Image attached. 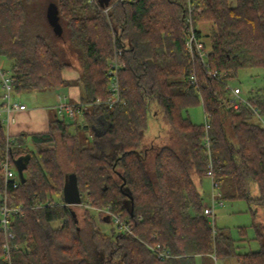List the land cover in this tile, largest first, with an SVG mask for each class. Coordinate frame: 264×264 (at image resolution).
I'll list each match as a JSON object with an SVG mask.
<instances>
[{
	"label": "trees",
	"instance_id": "trees-1",
	"mask_svg": "<svg viewBox=\"0 0 264 264\" xmlns=\"http://www.w3.org/2000/svg\"><path fill=\"white\" fill-rule=\"evenodd\" d=\"M50 3L62 36L48 22ZM204 23L212 27L206 64L186 46L191 27L202 41ZM119 52L120 102L108 108L96 101L109 95ZM0 58L12 62L15 95L66 86L62 72L71 69L81 88L73 121L55 120L48 133L10 141L0 119V206L5 194L14 235L6 240L0 221V264H93L96 254L104 264H264V88L238 110L228 89L241 70H264V0H113L104 9L98 0H0ZM209 70L228 75L217 81ZM200 104L209 130L186 114ZM151 116L166 133L147 144ZM7 154L16 173L15 161L28 160L25 182L17 173L16 183L5 184ZM210 163L223 198L257 210L260 250L238 253L231 233H214L203 215L198 185ZM68 174L78 180L85 228L64 200ZM108 209L131 233L99 228L91 210L113 223L103 215ZM158 244L172 257L159 259Z\"/></svg>",
	"mask_w": 264,
	"mask_h": 264
},
{
	"label": "rangeland",
	"instance_id": "rangeland-1",
	"mask_svg": "<svg viewBox=\"0 0 264 264\" xmlns=\"http://www.w3.org/2000/svg\"><path fill=\"white\" fill-rule=\"evenodd\" d=\"M211 25L204 23L199 25V29L202 31L203 39L202 42L207 47L209 51L211 48V41L209 33L211 30ZM0 70L5 72L6 76L11 75L12 62L5 58H0ZM2 78L0 75V92L4 94ZM229 85L232 88L239 87L242 90V96L247 98L251 96L254 92L259 89L264 88V70L263 69H253V70H241L236 79L230 80ZM13 99L25 100V102L30 103L31 106L38 103L36 100V95L32 92L22 93L18 95H13ZM186 114L191 118L195 124H204L206 120V114L204 112L203 105H197L188 109ZM164 123H160L155 120L152 116L149 119V128L146 132V137L144 142L147 144L158 143L159 139L164 133H166V127ZM72 134H76L75 127L72 128ZM89 136V134H87ZM89 138V137H88ZM60 160L65 171H70L71 168L65 158L64 151L60 152ZM198 188L203 196V204L211 205V197L214 194L213 185L209 177H205L203 182L198 185ZM1 202V195H0ZM78 217L79 225L85 228L84 211L79 206H74ZM256 209H252L249 203L244 199L236 200H225L224 205L218 207L215 211V216L210 218L211 225L217 229H226L231 233V236L235 242L236 250L238 253H247L251 251H258L261 248L260 242L257 239L256 228L254 227V212ZM257 211V210H256ZM255 211V212H256ZM92 216L97 221L99 228L107 235L114 236L119 232L114 223H102L100 222L99 214L95 210H91ZM103 215H107L103 213ZM2 213L0 209V219ZM242 230H245L246 235L243 237ZM93 264H104L105 256L102 254H96L93 257ZM110 264H123L122 260H114ZM216 264H238L235 259H230L223 261L221 259L216 260Z\"/></svg>",
	"mask_w": 264,
	"mask_h": 264
},
{
	"label": "built area",
	"instance_id": "built-area-1",
	"mask_svg": "<svg viewBox=\"0 0 264 264\" xmlns=\"http://www.w3.org/2000/svg\"><path fill=\"white\" fill-rule=\"evenodd\" d=\"M94 1V0H92ZM186 46L188 49V52L192 57L195 55L203 61L204 64H206V59L208 56V50L205 48L204 43L196 37V33L193 27L190 28V32L188 34L187 40H186ZM121 55L119 54L111 61L110 64V74L112 75L111 78V84L109 87V95L108 97L104 99H97L96 104L99 105H105L108 108H113L116 104L120 102V85H119V77H118V72L120 70L121 64L119 62L118 57ZM207 66V65H206ZM0 74L2 77V86L4 90V95H3V107L0 108V113H6L7 114V121L9 123L14 122V118L12 117V114L16 111H23L26 109L25 105H21L15 101H13V90H12V83L13 79L12 76H6L5 72L0 70ZM209 75L217 80V81H223L227 75V71H215V70H209ZM193 82L196 81L195 77H192ZM228 89L231 91L230 95V103L232 107L235 110H238L242 105H250L249 101L247 98L242 96V90L239 87L232 88L230 85L228 86ZM80 108V104L78 105H67L64 103H61L60 105L57 106V111L59 114L63 116H67L70 119H74L76 116V111ZM255 111V110H254ZM260 124L264 127V118L261 116H258ZM205 129L209 130L210 128V122L209 118L206 116L205 120ZM205 143V148L210 150V139L209 137H206L204 140ZM2 170L4 174V181L5 184L7 185L9 182L16 183L17 181V173L15 169L13 168L11 164V158L9 154H7L2 162ZM206 177H209L211 179L212 185H213V190L214 194L211 197V205H206L203 207V215L208 218H213L215 216V211L218 207H221L224 205V198H223V193L221 191L220 184L215 180V175L212 167V163H210L209 169L207 171ZM1 209V230L3 231L6 240H9L11 238H14V235L10 229V213L12 212L11 209L7 205V199L6 195L2 197V204L0 206ZM112 220L113 223L116 225L117 229L121 232H129L130 227L127 223L122 221L119 216L112 214L109 209L104 211ZM209 223L211 225V222L209 220ZM213 232H216V229L211 225ZM6 252H9V245L6 244L5 246ZM152 250L154 253L157 255V257L161 260L167 259L172 257V254L170 253L169 250L163 249L161 245H157L155 247H152Z\"/></svg>",
	"mask_w": 264,
	"mask_h": 264
},
{
	"label": "crops",
	"instance_id": "crops-1",
	"mask_svg": "<svg viewBox=\"0 0 264 264\" xmlns=\"http://www.w3.org/2000/svg\"><path fill=\"white\" fill-rule=\"evenodd\" d=\"M62 76L67 83L66 86L53 90L31 91L36 95V100L38 101L34 106H31L25 100L17 101L13 99V101L26 106L25 110L16 111L12 114L14 122L9 123L7 121V114L0 113V119L10 141L21 134L35 135L48 133L51 123L55 120H64L67 123L73 121V119L59 114L57 106L61 103L73 106L81 103V88L77 83L80 74L78 70L71 69L64 70ZM3 95V92H0V104L4 102ZM77 119L82 121L83 115L80 113ZM108 221L109 219L107 218Z\"/></svg>",
	"mask_w": 264,
	"mask_h": 264
},
{
	"label": "water",
	"instance_id": "water-1",
	"mask_svg": "<svg viewBox=\"0 0 264 264\" xmlns=\"http://www.w3.org/2000/svg\"><path fill=\"white\" fill-rule=\"evenodd\" d=\"M113 0H98L101 8L110 6ZM47 19L50 26L53 28L57 36H62L63 28L60 24L59 10L56 4L50 3L47 8ZM28 160L18 159L15 161L17 173L22 182H25L24 170ZM64 200L69 206H76L81 204V193L78 186L77 177L74 174L67 175L66 184L64 187Z\"/></svg>",
	"mask_w": 264,
	"mask_h": 264
}]
</instances>
